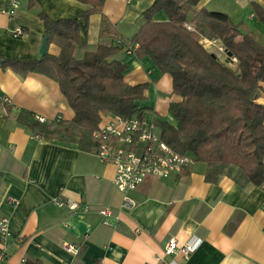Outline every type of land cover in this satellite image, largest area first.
Segmentation results:
<instances>
[{
  "label": "crops",
  "instance_id": "0c3cea01",
  "mask_svg": "<svg viewBox=\"0 0 264 264\" xmlns=\"http://www.w3.org/2000/svg\"><path fill=\"white\" fill-rule=\"evenodd\" d=\"M154 1L104 0L103 13L115 25L116 37L100 38L102 14L93 13L88 22L80 20L83 46L74 54L90 55L102 41L118 45L111 59L127 64L126 82L147 83L145 99L136 103L147 108L148 118L177 126L170 105L182 97L173 91L172 76L151 57H138V44L132 41ZM253 2L264 8V0H201L195 9L228 13L234 23H243L242 32L255 33L264 44V22L255 16ZM5 4L0 0V55L14 59L43 54L40 11L53 19L78 18L91 6L80 0H21L17 12L8 16L1 12ZM192 17L190 12L188 19ZM154 19L167 21L168 15L161 10ZM17 25L25 30L21 37L13 35ZM211 41L214 45L216 40ZM47 52L59 55L60 47L48 42ZM256 100L264 104V81ZM22 111L45 117L53 126L75 114L56 80L0 65V218H9L10 233L4 264H264V182L242 181L234 165L217 181H208L207 164L194 160L182 174L147 176L132 192L138 204L126 209L113 181L116 167L100 160L97 145L81 149L77 130L50 140L38 136L19 121ZM112 115L102 114L100 125L109 123ZM68 200L77 207L71 209ZM104 207H111L120 219L104 224ZM171 238L178 245L200 243L185 259L181 252H165ZM64 241L78 244L80 252L67 251Z\"/></svg>",
  "mask_w": 264,
  "mask_h": 264
},
{
  "label": "trees",
  "instance_id": "16d2710c",
  "mask_svg": "<svg viewBox=\"0 0 264 264\" xmlns=\"http://www.w3.org/2000/svg\"><path fill=\"white\" fill-rule=\"evenodd\" d=\"M90 4L78 18L53 19L38 13L49 43L60 47L59 55L44 53L39 58H7L0 65L25 75L43 73L56 80L74 109V117L60 125L38 121L22 111L18 119L38 135L56 139L71 130L80 132L78 145L89 150L97 145L93 132L102 114L123 118L145 117L147 108L136 101L145 99L147 83L129 84L124 73L127 64L111 59L120 47L100 42L90 55L77 58L75 49L83 46L80 20L88 22L101 13L100 38H115V25L103 13L104 0H80ZM201 0H155L144 11L146 22L133 36L138 57L149 56L156 66L173 78V91L182 99L172 102L170 112L178 125L158 123L162 138L180 153L207 164L206 179L217 181L229 166H237L244 182H264V104L256 91L264 81V44L253 32H242L243 23H234L228 13L195 6ZM255 16L264 22V8L253 2ZM166 11L167 21L154 15ZM192 12L193 17L188 19ZM189 22L193 28H188ZM204 38L218 40L232 52L221 58L208 49ZM233 58L237 63L232 65Z\"/></svg>",
  "mask_w": 264,
  "mask_h": 264
},
{
  "label": "built area",
  "instance_id": "2783aa9c",
  "mask_svg": "<svg viewBox=\"0 0 264 264\" xmlns=\"http://www.w3.org/2000/svg\"><path fill=\"white\" fill-rule=\"evenodd\" d=\"M21 5V0H6L1 12L13 16ZM188 28H193L189 22H185ZM25 30L21 25H17L13 31L15 37H21ZM121 42V39H118ZM205 43L212 44L211 40H204ZM219 47V52L222 51ZM233 61H236L233 58ZM38 121L46 122L45 117L36 116ZM40 136V135H38ZM93 138L97 143V155L103 162L113 163L116 167L114 184L122 193V207L126 209L134 208L138 202L132 196V192L149 175L167 178L172 175H179L194 161L188 153H180L171 147L161 135L158 123L155 119L147 116L141 118L137 115L123 118L120 115H112L111 121L101 124L93 132ZM12 203H17V198H8ZM56 204H63L56 201ZM71 209L77 207V203L68 200L66 203ZM102 222L111 225L112 219L119 220V216L114 213L111 207H104L100 210ZM138 231V229H136ZM9 218H0V264H4L7 256L9 237ZM200 241L187 242L178 245L175 238H171L165 249L167 254L181 252L185 259L193 253ZM64 248L73 253L80 252V246L76 243L64 241Z\"/></svg>",
  "mask_w": 264,
  "mask_h": 264
},
{
  "label": "rangeland",
  "instance_id": "374dc122",
  "mask_svg": "<svg viewBox=\"0 0 264 264\" xmlns=\"http://www.w3.org/2000/svg\"><path fill=\"white\" fill-rule=\"evenodd\" d=\"M206 45L208 46L207 47L208 49H210L211 51L217 52V53L219 52V47H222L223 49H222V51H220V56L223 59H225L227 57V53H226L224 47L222 46V44H220V42L218 40L215 41L214 45L213 44H209V43H206ZM218 45H219V47H218ZM236 63H237V61H234L232 63V65L235 66Z\"/></svg>",
  "mask_w": 264,
  "mask_h": 264
},
{
  "label": "water",
  "instance_id": "95a60500",
  "mask_svg": "<svg viewBox=\"0 0 264 264\" xmlns=\"http://www.w3.org/2000/svg\"><path fill=\"white\" fill-rule=\"evenodd\" d=\"M47 44H48V38L44 37L43 42H42V47H41V50H40L41 53H43V54L47 53ZM225 51H226L228 57L232 58V52H229L227 50H225Z\"/></svg>",
  "mask_w": 264,
  "mask_h": 264
}]
</instances>
